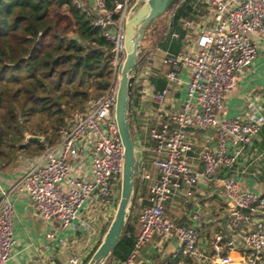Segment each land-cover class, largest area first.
I'll return each mask as SVG.
<instances>
[{
	"label": "built area",
	"instance_id": "built-area-1",
	"mask_svg": "<svg viewBox=\"0 0 264 264\" xmlns=\"http://www.w3.org/2000/svg\"><path fill=\"white\" fill-rule=\"evenodd\" d=\"M72 1L93 18L112 44L113 76L105 92L91 97L86 108L68 116L59 130L58 143L49 146L12 189L0 188V264H7L15 247L12 192H27L38 214L57 218L63 226L79 219L86 205L106 211L113 208L115 213L120 199L125 148L115 107L127 56V15L136 0L118 1L114 8H109L106 0H93L91 6ZM203 1L211 18L197 19L201 14L197 15L195 3L193 18L180 22L184 36L173 30L167 47L144 49L135 83L152 111L146 127L151 145L145 150L156 174L144 170L136 146L138 179L141 176L152 182L150 203L139 213L140 229L132 252L114 264H132L140 249L156 235L174 236L180 254L196 262L212 260L200 244L204 213L195 214V225H179L167 215L166 202L183 190L188 201L195 197L201 181L213 183L219 174L235 168L264 126V114L254 106H250L246 121L224 114L227 96L257 55L253 36L264 34V0ZM175 42H181L182 48L173 50ZM160 78L165 80L161 89L153 81ZM199 136L204 142L199 143ZM85 141L93 147L91 178L81 170ZM221 180L229 221L228 231L221 229L214 236V264H224L223 255L236 248L238 240L246 251L244 264H264V194L241 190L231 177ZM70 262L85 264L79 256L71 257Z\"/></svg>",
	"mask_w": 264,
	"mask_h": 264
},
{
	"label": "crops",
	"instance_id": "crops-1",
	"mask_svg": "<svg viewBox=\"0 0 264 264\" xmlns=\"http://www.w3.org/2000/svg\"><path fill=\"white\" fill-rule=\"evenodd\" d=\"M88 5H93V0H84ZM203 4V9L197 8L201 19L211 18L207 4L203 0H190V4ZM195 9V8H194ZM193 18L192 13L186 18ZM196 18V17H195ZM257 44V55L251 65L238 77V83L234 91L230 93L224 104L226 117L247 120L251 107L257 108L259 114H264V34L254 35ZM161 47L167 46V38ZM157 47V46H155ZM153 47V48H155ZM152 48V49H153ZM182 48V45L180 49ZM150 51L152 49L145 47ZM160 60H157L159 63ZM140 86L137 84L136 92L132 100V122L134 137L140 159L143 160L144 170H151L156 174L155 168L148 164L149 157L146 147L151 145L147 134V122L150 117L151 107L141 99ZM199 143L204 142L201 136ZM28 141L25 140V143ZM58 143V142H57ZM51 145H47V148ZM81 151V170L91 178L92 145L90 141L83 143ZM45 152V151H44ZM35 153L19 150L17 157L9 163L0 164V188L12 189L21 179L25 170L35 164L44 153ZM231 177L239 185L241 190L264 194V126L261 133L248 146L235 168L219 174V178L213 183L201 181L195 192V197L184 199V192L166 202V213L176 224L195 225V214L198 211L204 213L203 239L201 247L212 259L203 262L185 257L180 254L179 242L174 236H154L153 240L144 245L132 264H214V250L212 247L217 231H228V210L226 189L221 178ZM138 188L132 207L131 224L135 234L139 232V213L142 208L150 203L151 181L138 179ZM68 187L67 185H63ZM11 200L14 204L13 232L15 247L11 259L7 264H72L70 258L79 256L83 262L90 258L105 236V228L110 223L113 213L108 217V212L102 208H94L86 205L79 219L74 223L63 226L57 218H44L32 207L27 192H12ZM87 222L89 226L83 224ZM238 246L229 249L223 255L224 264H244L246 251L242 248L240 240ZM113 258L109 264H114Z\"/></svg>",
	"mask_w": 264,
	"mask_h": 264
},
{
	"label": "trees",
	"instance_id": "trees-1",
	"mask_svg": "<svg viewBox=\"0 0 264 264\" xmlns=\"http://www.w3.org/2000/svg\"><path fill=\"white\" fill-rule=\"evenodd\" d=\"M118 1L124 0H106L109 8ZM187 7L170 16L169 32L176 30L184 36L180 22L192 13L193 4L189 2ZM180 47L181 42H175L172 49ZM111 49L102 28L72 0H0V164L14 160L19 150L38 154L60 140L69 97L82 96L86 102L107 90L113 76ZM153 81L159 89L165 85L163 78ZM92 83L98 95L81 91ZM46 116L55 120L47 130L52 127L58 136L48 142L25 143L26 133L42 135L30 130V122ZM131 216L132 211L107 264L113 258L124 260L132 252L136 234Z\"/></svg>",
	"mask_w": 264,
	"mask_h": 264
},
{
	"label": "water",
	"instance_id": "water-1",
	"mask_svg": "<svg viewBox=\"0 0 264 264\" xmlns=\"http://www.w3.org/2000/svg\"><path fill=\"white\" fill-rule=\"evenodd\" d=\"M179 0H136L130 7L126 21L127 56L122 66L121 81L115 107L116 121L125 148L122 187L117 210L102 242L86 264H106L127 226L131 215L138 181V152L133 137L131 117L134 84L145 58L144 38L157 19ZM43 137L27 135L26 141Z\"/></svg>",
	"mask_w": 264,
	"mask_h": 264
},
{
	"label": "rangeland",
	"instance_id": "rangeland-1",
	"mask_svg": "<svg viewBox=\"0 0 264 264\" xmlns=\"http://www.w3.org/2000/svg\"><path fill=\"white\" fill-rule=\"evenodd\" d=\"M86 6H88V3H85L84 0H81ZM190 2V0H181L179 2V4H177L171 11V9H169L167 12H165L164 14H162L156 21L155 26L150 27L147 30L146 36L144 38V45L145 47H148L150 49H152L155 46L160 45L161 43H163L164 38H166L169 35V30H170V16H172L173 14H175L176 12L178 13L181 9L182 10H188V3ZM197 8H199L200 10L203 9V4L201 3L200 5H197ZM197 18V17H196ZM95 83L89 84L86 87H83L81 89V91L83 90H87L90 92V94H94V95H98L97 92V88L94 85ZM137 88V83L134 84V89ZM70 102L64 105V108H67L69 110L68 116H70L71 114H73L74 112H76L77 110H82L84 108H86V106L88 105L87 101H83L82 100V96H79L78 98L76 97H69ZM85 102V104H84ZM66 117L65 121H67ZM57 118V117H54ZM55 120L51 119L49 116L44 117L43 119H41L40 117H35L31 122H30V127H32V129L30 130H35L37 132H39L41 135V137H43V139H41L40 142L46 141L48 142V140L50 141L51 139H55L58 135H57V130L55 129H49L47 130V128H49L50 126L53 125V122ZM66 123V122H65ZM63 126V125H62ZM60 129V128H59ZM60 133V132H59ZM27 135H29L28 133H26V138ZM49 135L51 138H48ZM134 135V133H133ZM39 136V135H38ZM47 137V138H46ZM117 210V208H116ZM115 209L113 210V208H110V210H108L107 212L108 217L114 213ZM115 214V213H114ZM113 214V215H114ZM112 215V217H114ZM107 264V263H106Z\"/></svg>",
	"mask_w": 264,
	"mask_h": 264
}]
</instances>
